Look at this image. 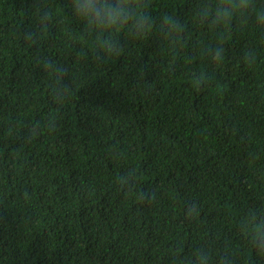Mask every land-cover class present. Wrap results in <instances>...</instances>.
Segmentation results:
<instances>
[{
    "label": "trees",
    "instance_id": "obj_1",
    "mask_svg": "<svg viewBox=\"0 0 264 264\" xmlns=\"http://www.w3.org/2000/svg\"><path fill=\"white\" fill-rule=\"evenodd\" d=\"M200 2L146 0L106 56L70 0H0V264H264L237 227L264 218V0Z\"/></svg>",
    "mask_w": 264,
    "mask_h": 264
},
{
    "label": "clouds",
    "instance_id": "obj_2",
    "mask_svg": "<svg viewBox=\"0 0 264 264\" xmlns=\"http://www.w3.org/2000/svg\"><path fill=\"white\" fill-rule=\"evenodd\" d=\"M70 4L74 17L82 22V34L91 38L106 56L120 54L122 46L118 37L122 32L142 39L154 27L153 17L145 11L146 0H70ZM253 7V0H201L197 20L208 27L220 26L237 18L244 20ZM50 19L51 13H46L41 23L46 25ZM183 30L184 25L175 16L162 17L161 31L166 38H174ZM222 54V48H216L213 60L219 62ZM237 227L257 255L264 257V218L253 214L239 220Z\"/></svg>",
    "mask_w": 264,
    "mask_h": 264
}]
</instances>
